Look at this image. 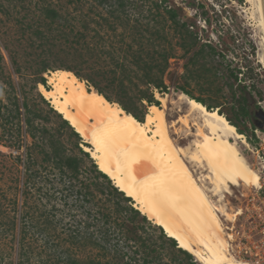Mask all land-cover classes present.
<instances>
[{"label":"rangeland","instance_id":"374dc122","mask_svg":"<svg viewBox=\"0 0 264 264\" xmlns=\"http://www.w3.org/2000/svg\"><path fill=\"white\" fill-rule=\"evenodd\" d=\"M135 3L136 6L139 5L142 8L128 6L124 16L129 20L130 25L144 30L140 26H144L146 20L138 13L141 11L146 14L147 7L151 2L143 0V4L139 1H135ZM165 5L176 10L179 22H184L190 26L189 29L197 35L199 44L210 43L222 56V58H214L220 65L216 67L214 72L216 74L210 75L208 82L203 77L196 80L188 78L185 80L182 76L184 74V63L196 48L191 50L186 57H183L182 51L177 47L178 35L169 33L168 42L172 47L173 58L168 60V69L164 75L167 91L165 94H158L154 91V98L158 101L160 107L161 101L156 99V94L165 99V117L169 126L170 137L174 143L177 146H185L195 140L196 133L193 119L189 120V127L184 126L182 122L170 126L172 121L184 117L188 108L186 98L181 96L182 93L179 90L181 87L186 88L194 96L202 97L212 106L222 105L221 112L232 120L235 119L234 110H236V105L239 108L242 103L241 98L244 96L251 118L249 120L238 118V127L246 132L247 136L252 135L250 130L254 128L263 130L264 39L256 9L247 4L245 0H166ZM44 6L56 9L63 16V20L67 18L69 23L61 21L56 26L52 25L51 28H48L42 20L40 11ZM151 13L154 19H151L153 21L150 22V25L156 28V26H159L157 22L160 19L153 10H151ZM104 14V9L94 5L90 0H0V100L4 101L6 96L4 90H9V86L5 82L9 81L17 99H19V103L22 101V97L25 96L31 110L39 115L35 118V122L43 124L49 130L50 135H53L56 140H60L67 153L72 155L77 154L73 146L74 139L69 136L66 128L60 126L62 117L59 118L56 115L57 113L54 114L50 111L52 107L48 101L43 99L46 102L44 103L40 99L38 85L41 84L33 81V73L43 61L51 64L52 68L42 74L45 87L42 86L48 89L50 85L46 75L57 70H65L64 66L83 59L99 69L102 77L114 78L116 82L124 79L123 76L131 77L133 80L140 77L141 73L138 71L135 74V71L130 67L131 57L125 51L120 50L122 44L125 45L131 42V38L127 36L124 37L123 42L120 40L121 34H126L129 30H123L118 21H116L115 31L106 30L102 27L104 21L101 20L102 16L107 17ZM69 24L74 26L76 34L80 32L84 35V37H78L76 45L74 41H71L72 36H64L70 34L68 32ZM85 26L88 27V30L85 29ZM33 30L42 31L45 34L42 37L45 38L42 39V37L33 34ZM142 42L143 50H149V52L152 50L159 51L162 47L158 44L167 46L166 42L157 40L155 36H153L152 41L147 42V39L144 38ZM87 47L91 48L92 55H90ZM155 57L160 58L157 55ZM17 67L20 73H16ZM230 72H240L237 73V82H233V79L229 77ZM81 74L84 76L85 72L83 71ZM100 80H102L101 77L95 78L99 86H105V81ZM82 82L88 90L95 91L89 83L84 80ZM230 84H233V89H230ZM236 86H238V90L235 89ZM242 86H245V92L240 89ZM139 88L143 87L139 85ZM104 90L115 101L116 91L110 88H104ZM131 90L133 93L137 92V88L131 87ZM234 93L238 96V103L236 102L237 97H233ZM148 107L144 111L143 121L148 114ZM136 112L138 111L136 110ZM195 122L200 124L199 121ZM1 124L2 119H0V264H17L18 259H20L19 254L24 251L28 254L27 263L38 264L40 260L47 259V256H50L49 252H52L44 245L41 237L34 235V230L31 229H27L28 232L24 240L20 242L21 246L18 244L19 231L23 224L19 221V214L22 210L21 205L24 204V196L21 193L23 166L21 162L14 159V156L23 154V150L14 153L5 147L4 143L9 144L7 141L9 136L3 132ZM81 140L91 147L89 143L83 139ZM244 141L245 144L237 142V148L250 167L256 173L262 174L264 172L262 161L258 159L253 145L248 144L245 138ZM188 165L194 171L196 178L200 179L206 174L199 168L191 164ZM80 169L83 177L87 179L93 177L89 169V163L84 158ZM35 179L38 180V178ZM99 181L102 182V180ZM201 184L204 186L205 192L207 191L206 194L212 204L215 207L221 206L229 214V218L220 217L224 228L223 236L226 241L227 234L233 236L231 240L227 241L229 250V244L232 248L238 244L241 233H245V235L254 234L251 228L253 225L245 215L246 202L238 195V192H248L247 190H251L250 187L247 188L241 184L230 186L229 194L220 192L222 198L219 202L220 195L213 196L208 191V187L211 186L207 182ZM57 187H60V185ZM101 188H104V186ZM47 190L48 187L43 188L41 191H37L35 188L31 189L29 196L25 199L27 203L25 207L31 208L29 212L34 214V209L38 211L49 210L50 206L55 204L59 210L55 213L57 216L55 220H58L67 213V211H64L66 208L61 207L62 202L59 200H49ZM51 192L52 190L49 193ZM54 195L57 198L58 194L55 193ZM102 199L104 200L106 197L102 196ZM239 210L240 213H238ZM67 220L68 218H65L63 223ZM12 221H14L13 229ZM151 224L156 227L152 222ZM61 228V226H56L55 232L51 233L54 243L58 242L57 236L63 238L59 233ZM158 234L157 230H148L144 237L150 238L151 241H157ZM21 247L23 251L19 250ZM160 251L163 254L164 263L187 264L181 254L171 253L166 245L161 247ZM228 254L231 255V252L228 251ZM232 254L235 255L236 253L232 252ZM234 257V259L238 258L237 256Z\"/></svg>","mask_w":264,"mask_h":264},{"label":"trees","instance_id":"16d2710c","mask_svg":"<svg viewBox=\"0 0 264 264\" xmlns=\"http://www.w3.org/2000/svg\"><path fill=\"white\" fill-rule=\"evenodd\" d=\"M90 1L104 9L107 17L102 16L101 20L104 21L102 27L106 30L115 31L116 21L123 30H129L126 34H121L120 40L123 42L124 37L127 36L131 38V42L122 44L120 50L125 51L131 57L130 67L135 71V74L139 71L140 77L133 80L131 77L123 76L124 79L116 82L114 78L102 77L99 69L83 59L64 66V69L73 73L79 80L89 83L94 87L96 93L102 95L111 104L116 103L138 122L145 121H143V117L147 106H159L158 101L154 98V91L158 94H165L167 91L164 75L168 69V60L173 58L172 47L168 42L169 33L178 35L177 47L182 51L183 57L196 48L184 63L182 76L185 80L187 78L196 80L203 77L208 82L210 75L216 74L214 72L220 64L214 58H222L220 52L216 51L210 43L199 44L197 35L190 31V26L186 23L179 22L176 10L165 5L166 0H147L151 4L147 7L146 14L141 11L138 13L146 20L144 26H140L144 30L130 25L129 20L124 16L128 6L141 9L142 6H136L135 1L143 4V0ZM151 10L160 19L157 22L159 26L156 28L150 25V22L153 21L151 19H154ZM40 11L42 20L48 28H51L52 25L56 26L61 21L69 23L67 18L63 20V16L54 8L44 6ZM72 20L74 19L72 18ZM69 25L68 32L70 34L64 36H72L71 41H74L76 45L78 37H84V35L80 32L76 34L74 26ZM85 29L88 30V27L85 26ZM32 33L40 38L45 35L40 30H33ZM153 36L157 40L166 42L167 46L158 44L162 47L159 51L143 50L142 39L146 38L147 42L152 41ZM44 38L42 37V39ZM87 50L92 55L91 48L87 47ZM51 68V64L43 61L34 71L33 81L45 87L42 74ZM19 71L17 67L16 73H20ZM83 71L85 72L84 76L81 74ZM237 73L240 72H230L229 74L233 82H237ZM96 77H101L105 81V86H99L95 81ZM5 83L9 86V90H4L6 96L4 101L0 100V119H2L3 132L9 136L7 137L9 144L2 143L14 153L23 150V154L14 156V159L21 162L23 166L21 193L24 196V204L22 203V210L19 214V221L23 224L19 231L18 244L21 246L20 242L24 240L28 232L27 229H31L34 230V235L41 237L44 245L53 253L49 252L50 256L40 260L38 264H167L163 262V254L160 251L164 245L171 253L181 254L187 264H199L190 254L179 249L176 242L167 237L160 227L153 226L133 207L131 199L118 190L111 180L98 170L89 153L81 147L82 145L89 147V145L81 140L65 120L60 119V126L66 128L69 136L74 139L73 146L77 152L75 155L68 154L60 140H56L53 135H50L49 130L43 124L35 122V118L39 115L31 110L25 96L19 103L10 82ZM139 85L143 88H139ZM131 87L137 88V92L133 93ZM229 87L233 89V84H230ZM104 88L116 91L115 101L104 92ZM235 89L238 90V86ZM240 89L245 92L246 88L242 86ZM179 90L189 99L200 103L207 111L217 110V113L224 116L237 133L246 138L249 137L238 127V118L242 120L251 118L244 96L241 98L242 103L239 108L236 105L235 119L232 120L221 112L222 105L212 106L202 97L191 94L184 87ZM39 97L46 103L42 96ZM233 97H237L236 102L238 103L236 93L233 94ZM52 109L50 110L52 113H57ZM56 115L61 117L58 113ZM28 142L29 144H27ZM83 158L89 163V169L93 175L88 179L81 174ZM43 173L44 175H42ZM59 185L60 187H57ZM102 185L104 188H101ZM99 186L101 187L99 188ZM45 187H48L49 200H59L62 202L61 207L66 208L64 211L67 213L64 217L55 220L57 217L55 213L59 211L55 204L51 205L49 210L34 209V214H30L31 208L25 207L27 205L25 199L29 196L31 189L35 188L37 191H41ZM50 190H52L51 193H49ZM55 193L58 194L57 198ZM102 196H105L106 199L103 200ZM65 218L68 220L63 223ZM11 225L13 229L14 221ZM56 226L62 227L59 233L63 238L57 236L58 242L54 243L51 233L55 232ZM148 230L158 231L157 241H151L150 238L144 237ZM19 250L23 251V248L21 247ZM19 258L17 264H29L27 263V252L19 254Z\"/></svg>","mask_w":264,"mask_h":264},{"label":"bare ground","instance_id":"6f19581e","mask_svg":"<svg viewBox=\"0 0 264 264\" xmlns=\"http://www.w3.org/2000/svg\"><path fill=\"white\" fill-rule=\"evenodd\" d=\"M245 2L256 9L264 39L262 0ZM46 78L50 88L38 85L40 95L91 145L81 147L133 201L134 208L199 264H249L228 254L220 217L229 218V214L212 204L201 184L207 182L208 191L219 196L229 194L230 186L258 183V174L237 148V142L245 144L244 136L224 116L181 94L187 111L170 126L182 122L189 127L193 119L196 133L194 141L177 146L169 134L165 99L158 94L161 107L149 106L145 121L138 122L117 104L88 90L70 71L57 70ZM188 164L206 174L196 178Z\"/></svg>","mask_w":264,"mask_h":264},{"label":"built area","instance_id":"2783aa9c","mask_svg":"<svg viewBox=\"0 0 264 264\" xmlns=\"http://www.w3.org/2000/svg\"><path fill=\"white\" fill-rule=\"evenodd\" d=\"M252 135L246 138L248 144L253 145L258 159L264 166V130L254 128L250 130ZM260 134L261 136H259ZM260 154V155H259ZM258 174V173H257ZM259 180L256 186H245L251 190L248 192H238L240 198L246 202L245 215L249 219L254 234L241 233L238 244L231 247L229 244V253L231 257L237 256L238 260H245L249 264H264V172L258 174ZM253 190V191H252ZM240 213V210L238 211ZM232 235L227 234V241L232 239ZM232 252L236 253L235 255Z\"/></svg>","mask_w":264,"mask_h":264},{"label":"water","instance_id":"95a60500","mask_svg":"<svg viewBox=\"0 0 264 264\" xmlns=\"http://www.w3.org/2000/svg\"><path fill=\"white\" fill-rule=\"evenodd\" d=\"M262 5H263V13H264V0H262Z\"/></svg>","mask_w":264,"mask_h":264},{"label":"snow or ice","instance_id":"6c2138e0","mask_svg":"<svg viewBox=\"0 0 264 264\" xmlns=\"http://www.w3.org/2000/svg\"><path fill=\"white\" fill-rule=\"evenodd\" d=\"M171 235V233H169Z\"/></svg>","mask_w":264,"mask_h":264}]
</instances>
